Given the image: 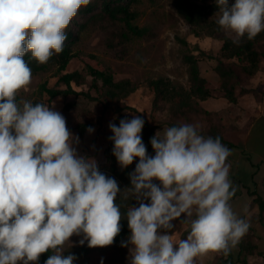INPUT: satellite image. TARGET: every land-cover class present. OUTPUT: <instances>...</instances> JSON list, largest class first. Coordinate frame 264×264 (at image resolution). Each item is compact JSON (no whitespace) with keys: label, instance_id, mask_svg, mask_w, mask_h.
Instances as JSON below:
<instances>
[{"label":"clouds","instance_id":"obj_1","mask_svg":"<svg viewBox=\"0 0 264 264\" xmlns=\"http://www.w3.org/2000/svg\"><path fill=\"white\" fill-rule=\"evenodd\" d=\"M90 2L0 0V264H38L50 251L44 264H74L77 257L63 249L72 236L102 248L121 232L117 181L101 173L95 159L77 154L79 138L60 112L17 102L32 79L25 55L45 64L60 54L65 30ZM215 3L218 25L237 42L264 31V0ZM143 127L139 116L109 124L119 166L139 158L123 191L138 203L127 209L130 235L121 245L129 249V264H196L210 253L227 255L249 229L230 204L236 192L226 163L230 149L219 137L181 124L158 131L149 156ZM182 216L190 232L174 240L172 222Z\"/></svg>","mask_w":264,"mask_h":264},{"label":"rangeland","instance_id":"obj_2","mask_svg":"<svg viewBox=\"0 0 264 264\" xmlns=\"http://www.w3.org/2000/svg\"><path fill=\"white\" fill-rule=\"evenodd\" d=\"M132 8L138 12L135 23L147 29L144 36L126 38L124 23L120 20L90 21L80 29L74 45L77 56L70 60L65 70L59 72L58 67L52 64L44 71L32 73L31 83L18 92V103L27 100L33 104H46L51 110L60 112L66 120L69 131L74 137L79 138V142L73 144L77 154L95 159L99 171L106 176H109L107 166L104 164L107 161L106 148L112 133L109 128L110 123L105 120L100 124L94 119L89 126L94 130L93 132L87 131L89 127L83 133L78 130L79 123L89 119L91 113L97 114L102 110L101 101L82 94L58 95L50 98L42 89V85L65 88L66 84L58 83L61 73L78 71L80 76L71 81V85L77 91L90 92L92 96H97L98 92L91 85L93 77L89 72V65L110 69L116 80L132 79L137 83L138 88L127 97L126 103L155 122L161 133L174 125L192 124L197 127L199 134L205 137L222 135L229 129L230 123H227L218 111L209 109L210 106L205 100L226 98L232 104L231 107L234 105L238 108L250 106L249 103L253 99L262 101L264 95V59L260 62L257 73L249 76L242 70V65L246 62L223 58L226 64H231L236 70V75L229 81L230 85L234 86L236 100L230 101L222 90L224 79L216 67L223 43L221 37L237 38L235 34L222 29L215 36H196L193 26L178 14L175 0H139L133 3ZM183 39L188 45L182 43ZM260 46L264 50V41ZM200 49L216 57L199 61L201 75L207 79L206 85L211 89L212 95L200 100L198 106L187 110L185 114L180 111L175 112L176 109L172 108L169 102L156 105L149 81L165 77L176 86L189 88L188 64L184 60V54L186 52L198 54ZM135 116H138V113L130 111L128 120ZM138 162L139 160L134 163L132 172ZM125 189H120L124 196ZM128 199L131 206H138L131 195H128ZM183 219L182 216L172 222L174 225L172 235L186 239L190 225L183 222ZM82 238L74 235L63 245L64 255L73 254L77 257L74 264H101V261L103 264H129V249L121 246L127 239L107 247L89 248L86 241L84 245H80L79 241Z\"/></svg>","mask_w":264,"mask_h":264},{"label":"trees","instance_id":"obj_3","mask_svg":"<svg viewBox=\"0 0 264 264\" xmlns=\"http://www.w3.org/2000/svg\"><path fill=\"white\" fill-rule=\"evenodd\" d=\"M137 1L139 0H91L89 5L82 7L78 11L77 15L70 22L69 27L65 30L68 38L60 54H54L45 64H39L36 60L32 59L30 53L25 55V60L32 69V73L44 71L52 64L58 67L59 72L65 70L70 60L77 56L74 45L80 29L90 21L96 22L104 19L120 20L124 23L126 38L144 36L147 33V29L135 23L138 12L132 8V5ZM229 3H234V0H229ZM175 6L178 14L193 26L196 36H215L222 31V28L217 23L218 15L216 13L218 8L215 0H175ZM221 39L223 43L220 48V55L217 57L218 65L216 67L224 79L222 90L230 101H235L234 86L233 84L230 85L229 81L236 75V70L231 64H226L223 58L246 62L242 65V70L249 76L255 75L259 70L260 62L264 59V50L260 46V43L264 41V31L253 40H248L246 36L240 38L238 42L237 38L229 36H222ZM182 43L188 45V42L184 39ZM205 58L213 59L216 57L202 49L199 50L198 54L194 52H186L184 54V60L188 64L189 88L176 86L165 77L151 79L148 84L155 95L154 103L158 105L161 102H169L172 108L176 109L175 112L180 111L182 114H185L187 110H192L198 106L200 100L210 97L212 91L206 85L207 79L201 75L199 67L200 59ZM89 72L93 77L91 85L96 88L98 92L97 96H92L88 91H77L73 88L71 81L80 76L78 71L61 73L58 83L62 82L66 84L65 88L48 87L44 84L42 85V89L49 94L50 98L58 95L82 94L101 101L102 110L97 114L91 113L89 119L78 124V130L82 133L92 125L94 119H97L100 124L106 120L119 126L120 120H128V113L130 111L137 112L138 116L144 120V127L141 132L142 142L147 148V154L154 156L155 153L150 140L158 132V125L150 121L144 113L138 112L135 107L126 103L127 97L138 88L137 83L130 78L116 80L112 71L106 68L100 69L89 65ZM112 135L113 133H111ZM211 137L223 139L220 134H214ZM113 147L114 144L110 140L106 148L107 161L104 166H107L108 177L114 178L120 189H125L131 185L129 174L132 173L133 165L139 158H136L127 168L122 169L113 155ZM124 197L120 193L116 198V203L120 206L122 218L125 219L121 220V232L115 238L114 243H122L130 235L126 213L131 203L128 198L125 199ZM240 245L242 250L247 254H251L255 250V244L251 242V235L249 234L246 235V239L240 242ZM51 254V251L43 254L38 264H44ZM221 254L226 264L232 261L231 251L227 255ZM239 261L241 264L248 263L245 254L239 258Z\"/></svg>","mask_w":264,"mask_h":264},{"label":"crops","instance_id":"obj_4","mask_svg":"<svg viewBox=\"0 0 264 264\" xmlns=\"http://www.w3.org/2000/svg\"><path fill=\"white\" fill-rule=\"evenodd\" d=\"M205 101L209 109L218 111L230 123L221 140L231 151L226 163L230 165L229 178L236 192L230 204L236 215L249 223L246 235H251L255 244L253 253H245L240 245L245 235L232 248V261L227 264H241L239 258L244 254L247 264H264V95L262 101L253 99L250 106L238 108L231 107L226 98ZM173 239L181 237L173 235ZM196 264L226 263L221 253H210L198 258Z\"/></svg>","mask_w":264,"mask_h":264}]
</instances>
